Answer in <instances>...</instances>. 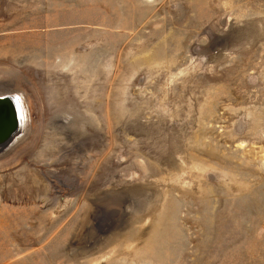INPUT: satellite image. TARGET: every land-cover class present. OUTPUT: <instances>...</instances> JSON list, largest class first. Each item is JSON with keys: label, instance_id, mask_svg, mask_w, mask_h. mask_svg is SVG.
<instances>
[{"label": "rangeland", "instance_id": "obj_1", "mask_svg": "<svg viewBox=\"0 0 264 264\" xmlns=\"http://www.w3.org/2000/svg\"><path fill=\"white\" fill-rule=\"evenodd\" d=\"M6 95L0 264H264V0H0Z\"/></svg>", "mask_w": 264, "mask_h": 264}, {"label": "bare ground", "instance_id": "obj_2", "mask_svg": "<svg viewBox=\"0 0 264 264\" xmlns=\"http://www.w3.org/2000/svg\"><path fill=\"white\" fill-rule=\"evenodd\" d=\"M0 99H11L14 103V106H15L14 113L16 115V126H15L14 130L10 132V135H9L7 140L0 142V151H2L5 148H7L8 146H11V144L14 143V141H16L18 139L19 135L22 133V131H23V113H22V107L20 104L19 97L17 98L16 96L14 97L12 95H6L3 97H0ZM6 107H7V102L6 101H4V102L0 101V128L1 127L4 128L5 126H7V128L10 129L11 126H9V125H11V123H12V122H10L12 116H11V113L9 115H7L5 113ZM5 137L6 136H2L0 133V140H2Z\"/></svg>", "mask_w": 264, "mask_h": 264}, {"label": "water", "instance_id": "obj_3", "mask_svg": "<svg viewBox=\"0 0 264 264\" xmlns=\"http://www.w3.org/2000/svg\"><path fill=\"white\" fill-rule=\"evenodd\" d=\"M0 101H1V102H4V101L7 102V107H6V109H5V113H6L7 115H9V114L11 113V116H12V117H11V120H10V122H12V123H11V125H9V126H11V128L8 129L7 126H5L4 128H3V127L0 128V133H1V135H2V136H6V137L3 138L2 140H0V142H3V141H5V140L8 139V137H9V135H10V132L13 131L14 128H15V126H16V115H15V113H14L15 106H14V103H13V101H12L11 99H0ZM13 117H14L15 119H14ZM14 122H15V123H14Z\"/></svg>", "mask_w": 264, "mask_h": 264}]
</instances>
